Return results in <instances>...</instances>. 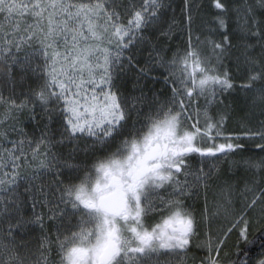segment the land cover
I'll return each mask as SVG.
<instances>
[{
  "label": "snow or ice",
  "instance_id": "1",
  "mask_svg": "<svg viewBox=\"0 0 264 264\" xmlns=\"http://www.w3.org/2000/svg\"><path fill=\"white\" fill-rule=\"evenodd\" d=\"M211 3L197 25V0H0V80H35L0 122V264H264V0Z\"/></svg>",
  "mask_w": 264,
  "mask_h": 264
},
{
  "label": "trees",
  "instance_id": "2",
  "mask_svg": "<svg viewBox=\"0 0 264 264\" xmlns=\"http://www.w3.org/2000/svg\"><path fill=\"white\" fill-rule=\"evenodd\" d=\"M233 2V0H230V3ZM167 3L170 5L166 8V13L168 16H175L178 20L181 18V11L183 8V0H167ZM197 3L200 5L199 11L196 14V24L199 25L202 23V21H208L211 20L213 15L216 14L217 10L214 9L212 6L211 0H197ZM186 40V36L179 30H174V34L172 38L168 41H162V44H167L171 47L172 51L177 50L178 47H182L184 44V41ZM167 55L170 57L172 55V52H168ZM147 56V52L145 51L142 55H139L137 58L141 60L143 63L144 58ZM0 68H4V65H0ZM17 83L15 85V88H11L7 86L6 82L3 80H0V96L4 98V103H0V122H4V127L6 128L9 123L12 121L8 120V98L11 97L12 99H15L17 102L24 99V95L22 93H27L29 85L35 86V80L29 74L26 80L21 81L20 80V73H16ZM129 80V77L127 75H124L120 79V83H125ZM239 83V81H237ZM149 85L153 88V90L156 91H162V92H168L167 87L163 83V79L161 78L158 82L153 83L152 81H149ZM225 104L230 106L232 118L227 122L226 126H229L231 128L226 127V131L228 132H239L241 130V126L239 124H242L243 121L241 120V117L248 114L247 108L245 106V98L242 94H240L239 89L237 91L233 92L231 95H227L225 97ZM39 110V109H37ZM250 115V114H249ZM19 124L18 127H23L27 130V132L30 135L39 136L40 134V126H38L34 121L28 118V113L24 112L23 114H17ZM255 122L256 120L252 118ZM258 119V118H257ZM261 119H264V117H261ZM4 128H0V131H3ZM240 143H245L248 146H251V142L246 140H240ZM247 155V154H246ZM193 163H198V159H194ZM223 169V168H222ZM223 171H225L223 169ZM227 176V173H224ZM243 172L242 171H236L235 175L227 176L230 177L233 181L235 180H241L243 178ZM202 199V198H201ZM197 205L202 204V200H195ZM30 211V209L28 210ZM261 228V227H260ZM260 228L256 230L254 233H252L249 238L254 240V246L252 247L253 255H255L259 250V244L261 242H264V231H261ZM38 234V229L33 233V235Z\"/></svg>",
  "mask_w": 264,
  "mask_h": 264
},
{
  "label": "rangeland",
  "instance_id": "3",
  "mask_svg": "<svg viewBox=\"0 0 264 264\" xmlns=\"http://www.w3.org/2000/svg\"><path fill=\"white\" fill-rule=\"evenodd\" d=\"M240 94H242V95L244 96V94H243L242 92H240ZM244 98H245V96H244ZM252 118H254L256 121L260 120V119H261V116H260L259 111H257L256 114H255V117H252ZM257 118H258V119H257ZM239 126H241V124H239ZM226 127H227V128H231V127H229V126H226ZM221 167L225 170V171H223V172H224V173L226 172V173H227V176L235 175V172L237 171V170L229 171V170H228V165H227V164H221ZM201 198H202V197H201ZM200 200H202V199H200ZM260 227H261L260 224H258V223H257V224H254L253 227L250 229V235H251L252 233H254L256 230H258ZM234 240H235V235L233 234V236L229 239L228 246H226L225 249H224L225 251H228L229 247L231 246V244H232V242H233ZM193 250H194V252H191L190 255H191L192 253H194L196 256H203V255H205V253H204L203 251L197 250V249H195V248H193ZM254 256H256L257 258H259V256H258V252H257Z\"/></svg>",
  "mask_w": 264,
  "mask_h": 264
},
{
  "label": "flooded vegetation",
  "instance_id": "4",
  "mask_svg": "<svg viewBox=\"0 0 264 264\" xmlns=\"http://www.w3.org/2000/svg\"><path fill=\"white\" fill-rule=\"evenodd\" d=\"M192 203H193L194 205H196V206H199V205L196 204V202H195L194 200L192 201ZM192 252H194L193 249H192Z\"/></svg>",
  "mask_w": 264,
  "mask_h": 264
}]
</instances>
